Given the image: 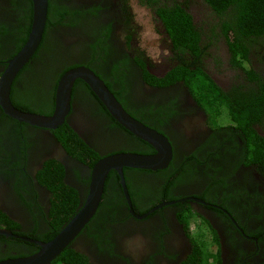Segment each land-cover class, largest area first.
<instances>
[{"label":"flooded vegetation","instance_id":"obj_1","mask_svg":"<svg viewBox=\"0 0 264 264\" xmlns=\"http://www.w3.org/2000/svg\"><path fill=\"white\" fill-rule=\"evenodd\" d=\"M234 9L211 0H47L39 44L14 76L12 105L52 116L61 78L85 67L172 147L164 168L110 170L95 214L50 264L68 251L87 264H264V159L251 147L253 134L264 140V114L238 123L220 100L227 94L236 104L237 93L259 91L264 44H248L251 77L223 34ZM187 19L200 35L196 49L172 35ZM34 22L35 0H0V81ZM205 77L215 87L201 90ZM128 152L156 149L83 78L55 128L17 119L0 95V260L55 238L85 206L96 164Z\"/></svg>","mask_w":264,"mask_h":264},{"label":"water","instance_id":"obj_2","mask_svg":"<svg viewBox=\"0 0 264 264\" xmlns=\"http://www.w3.org/2000/svg\"><path fill=\"white\" fill-rule=\"evenodd\" d=\"M47 0H35V22L28 44L12 60L0 81V95L7 112L21 121H27L47 128L62 124L69 112L72 86L77 78L86 80L103 103L119 122L137 136L147 140L156 149L155 154L119 153L99 161L93 168V181L84 207L66 224L61 232L48 242H39L41 249L31 255L0 260V264H50L78 235L84 225L95 214L107 174L116 169L121 175L124 167H139L157 170L166 167L172 158V147L168 139L131 117L113 97L102 81L88 68L69 70L61 78L57 93V107L52 116L36 115L17 110L10 101V89L14 76L27 62L37 48L46 20Z\"/></svg>","mask_w":264,"mask_h":264},{"label":"trees","instance_id":"obj_3","mask_svg":"<svg viewBox=\"0 0 264 264\" xmlns=\"http://www.w3.org/2000/svg\"><path fill=\"white\" fill-rule=\"evenodd\" d=\"M218 1L223 4H233L234 13L230 21L224 22L223 34L226 36L230 50L234 55L236 65L243 67L251 75V77H257L253 69H251L250 59H249V48L254 47L251 45L256 44L257 46L264 44V0H211ZM216 8L217 5H214ZM227 6L221 5L219 9H224ZM177 24H183L184 28L180 31H173L172 35H177L180 38V43L184 44L185 47L189 49L198 48L197 42L200 40V35L198 32L194 31L191 26L190 21L187 19V23L182 20V22H176ZM252 36V37H251ZM248 44L250 47H248ZM259 53L257 52L256 55ZM264 63V62H263ZM259 80V91L255 94L250 93L242 94L237 93L236 104L231 101V97L227 94L220 97L221 105L232 106L228 112L229 117L232 120L243 123L249 120L251 117L259 118L260 114H264V79L257 78ZM198 82V81H197ZM200 89L213 88L212 81L208 78L199 79ZM210 84V86H209ZM212 92V91H210ZM222 94V93H221ZM220 94V95H221ZM256 95V96H255ZM248 96V97H246ZM235 104V105H234ZM218 107V112H222L223 107ZM257 135V134H256ZM252 139V150L253 157L264 159V140L261 137H256ZM260 158V159H261ZM70 252L63 253V258L59 259L55 264H87L86 260L80 255H69ZM196 264H199L196 261ZM195 264V263H193ZM204 264V263H201ZM212 264V263H211Z\"/></svg>","mask_w":264,"mask_h":264},{"label":"rangeland","instance_id":"obj_4","mask_svg":"<svg viewBox=\"0 0 264 264\" xmlns=\"http://www.w3.org/2000/svg\"><path fill=\"white\" fill-rule=\"evenodd\" d=\"M197 81L199 82V79H197ZM198 82H197V84H198ZM198 86L201 87L200 84H198Z\"/></svg>","mask_w":264,"mask_h":264}]
</instances>
